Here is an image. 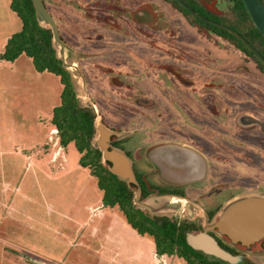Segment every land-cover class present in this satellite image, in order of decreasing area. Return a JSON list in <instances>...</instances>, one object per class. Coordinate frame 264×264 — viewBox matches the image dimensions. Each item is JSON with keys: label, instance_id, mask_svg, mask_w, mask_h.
Masks as SVG:
<instances>
[{"label": "rangeland", "instance_id": "374dc122", "mask_svg": "<svg viewBox=\"0 0 264 264\" xmlns=\"http://www.w3.org/2000/svg\"><path fill=\"white\" fill-rule=\"evenodd\" d=\"M106 1L107 3L103 6L98 4L96 13H91L85 8L77 11L74 3L65 1L68 3L67 17H65L67 21L62 19L57 22L62 38L79 54L78 58L86 80V89H84L80 78L76 83L82 104L93 108L96 112L92 104L94 103L99 110L102 122L105 125L107 123L114 126L116 129L141 125L142 128L139 129L141 133L137 130L138 135L135 136L136 140L134 139L133 155L136 160L144 158L147 144L154 141L149 136L144 137L152 122H146L138 116L141 112L128 115V113H124L125 109L114 106L115 101L126 100L127 96L120 98L116 94L117 92L114 93L109 89L113 87L109 80L103 76L104 73L98 70L100 63L112 68L114 65H121L119 69L125 75L122 79L127 80L132 86L130 89L132 92L127 93L129 96L150 94L161 104L168 100L164 99L161 92L168 93L169 99L181 101L185 110L192 109L194 112H199L201 106L198 104V98L200 93L206 89L205 85L208 84L209 87L214 88L213 93L218 96L221 92H226L221 95L232 104H228L225 100L222 101L228 105L230 113L231 111L234 113L236 109L233 107L237 106L240 108L238 111V113L241 112L240 115L246 114L249 109H252L264 119V75L258 73L253 60L247 59L250 61L247 63L244 55L233 44L220 38L218 41L215 40L217 37L207 30L192 29L162 0ZM209 1H215L213 6L216 8L213 9L217 14L227 16L228 19L232 17L226 6L218 7L217 2L219 3L220 0ZM199 2L203 6L209 7L206 0H199ZM45 3H50V1ZM137 5L139 8H142L143 5L148 8L147 11L142 8L144 13H140L143 20L151 21V23H146L148 25L146 30H138L135 23H131V25L127 22L126 25L119 23L121 22L120 18H124L125 21L133 19V11L138 7ZM47 7L53 15H56L54 11L57 9L56 6ZM149 7L156 11L157 20H155L156 17H153L155 15L149 12ZM110 16L119 22L116 24L108 22L107 17ZM150 29L155 32L153 38H151L150 34L153 32L150 33ZM133 30L136 32L135 34ZM153 39L158 42L156 43ZM165 42H168L170 46H166ZM160 47L168 50L171 47L176 48V55L181 58L198 57L195 60L198 64L193 63V67L189 71L178 70L187 74L198 73L199 76L196 79L199 81L198 84L183 85L179 81L181 78L178 79V84L171 72L169 73L157 61H149L148 58H155L159 55ZM185 52L191 55L188 56ZM219 52L228 53L230 56L219 54ZM169 56L172 54L169 53ZM207 56L214 57L215 62L210 63ZM24 58L29 60L32 69L28 70L25 66L21 70V73L23 71L24 74L23 77L20 74L17 79H14L9 75L11 67L6 65L3 69L5 73L0 76V82L2 81L0 84L7 88L11 85L22 87L18 88L21 96H19L20 93L16 95L13 91L9 95L12 98L16 95L24 100V110L27 115L26 113L22 115L20 112L22 110H19L16 120L20 124L17 126L18 128L14 125L16 131L9 128L8 125H0V142H5L6 137L14 135L17 137L22 134L36 135V127L30 123L33 115L31 116L28 112L37 113L42 118L41 126H44L45 132L50 134L49 144L43 147L50 149L48 150V153H51L49 159L55 171L53 178L67 183L70 189L52 209L46 206L40 207L39 205L43 204V201L39 197L16 200V194L11 193L12 197H9L8 201L13 200L12 204L0 210V264H187L177 256H167L166 262L165 259L161 263L160 261L156 262L152 254V251L156 249L154 238L150 235H145L142 238L131 226L129 229L124 228L123 224L126 219L121 214L122 211L119 207H115L117 210L111 207L103 209L101 205L103 192L98 187L97 178L92 175L89 168H86V171L82 169L81 174L76 172L81 158L79 151L74 144L63 148L59 142L58 132L54 133L56 129L51 123L50 106L53 103L60 104L61 91L58 89V86L62 88L60 79L48 72L39 73L32 60ZM169 63L174 68L177 65L172 60ZM20 64H24V60ZM240 64L247 68L244 77L236 73ZM51 93L53 94L51 95ZM87 95H89V99ZM1 97L2 93L0 92V100H2ZM48 99H53L51 104ZM164 106L166 105L164 104ZM223 109L225 111V107ZM162 110L157 109L152 115L155 116ZM47 115L51 116V119ZM259 117H257L258 121L264 125ZM261 142L263 139L259 138L253 147L246 148V153L250 155L255 151L263 150L264 145ZM216 143L218 145L215 144L211 147L245 151V148L233 142L221 140V138L217 139ZM62 149H66L64 155L60 153ZM262 161L263 169H258L260 172L258 176L263 181L262 190H264V157ZM212 163L218 166L212 170L214 179L216 177L221 180L228 178L232 181L238 175L246 176L245 173H249V170L240 167L219 166L220 164L215 159H212ZM49 178L54 180L52 177ZM124 186L135 195L133 189L126 182H124ZM85 188L86 191H83ZM238 189H240L238 186H230L225 189L224 194L236 192L235 190ZM133 200L134 196L129 200L132 205ZM217 201L218 199L215 203H218ZM89 205L91 208L85 210V206ZM186 205L185 202L180 201L181 208L176 212L159 213L158 215H148L141 210H135L138 211L136 212L138 216H142L155 228H159V218L162 216L186 221L185 212H183ZM26 212L33 216H39L41 221L29 222L21 219L19 222L14 221V218H20V213ZM205 223L206 226L207 222ZM131 230H134L135 237ZM261 247L253 252L237 250L241 255L249 256L251 262L253 261L252 264H261V262L264 264V256L258 254Z\"/></svg>", "mask_w": 264, "mask_h": 264}, {"label": "flooded vegetation", "instance_id": "af4514ba", "mask_svg": "<svg viewBox=\"0 0 264 264\" xmlns=\"http://www.w3.org/2000/svg\"><path fill=\"white\" fill-rule=\"evenodd\" d=\"M162 1L167 3L168 6L171 7V9L176 12V14L181 17L183 21L187 23V25H189V27H191L192 29H197V31H200V29L207 30L209 33L217 37L215 38V40L218 41L220 38L233 44L237 48V46L228 39L216 35L212 31L200 27L196 23H193V19L186 16L178 7L173 4L171 0ZM182 1L184 2V0ZM190 1L195 2L196 5L201 8V10L209 14L212 18H207L199 14L186 2L184 3L190 6L202 17L213 22L228 26L226 23H221L214 19L216 18L221 19L224 22H229V20L235 15L232 11V4L229 0H220L219 3L217 2V4L218 7L221 8H224V6H226V8L232 14V17L230 19H228L227 16H222L221 14H217L215 12V10L213 9L216 8V6H213L215 1L206 0L207 4L209 5L208 8L203 6L199 2V0ZM262 1L264 2V0ZM106 3V0H84V2H81L79 4V7L76 6V8L80 10H82V8H85L91 11V13H96L98 11V4L100 6H103ZM137 6L138 7H136V9L134 8L133 11V19L125 21L124 18H120L121 22H119L118 20H115L113 16H110L107 17L108 22H115V24L119 22L123 23L124 25H126V22L130 25L131 23H135L138 30H146V28H148V25L146 23H151V21L147 22L143 20L140 17V13H144L142 8L145 11H147L148 8L145 5H143L142 8H139V5ZM149 8V12H152L155 15L153 17H156L155 20H157L158 17L156 11L151 7ZM78 9L77 11H80ZM191 16L193 18H196L192 14ZM205 24L216 27L208 23ZM133 32L134 34L136 33L134 30ZM149 32H153L152 29H150ZM154 33L155 32L150 34L151 38L155 36ZM153 40L156 43L158 42L156 39ZM165 44L166 46H170L168 42H165ZM237 49L240 51V53H242V55H244L246 60H253L256 63L255 65L258 69V73L264 75V72L260 70L257 62L253 58L246 55L239 48ZM159 51L160 52L157 57H150L148 58V60L157 61V63L163 66L169 73L171 72L175 80L177 79L176 81L178 82V84L179 81L180 83L182 82L183 85L188 84L187 86H194L198 84L199 81H196L199 76L198 73L187 74L185 72L183 73L181 71H178H189L190 69H192L193 63L198 64L197 61H195L196 58L198 59V57H192L190 59H187V57L181 58L176 55V48L172 47L169 50L160 47ZM169 53H171L172 56H169ZM186 54L188 56L191 55L189 53ZM219 54H227L230 56V54L228 53L219 52ZM207 59L210 61V63H213L214 61V57L211 56ZM171 60L175 62V64L177 63L175 68L172 67L173 65L169 63ZM250 61L247 60V63H250ZM119 68H121V65L118 64L114 65L113 68L107 67L103 63L98 64V70L101 71V73H104L103 76L109 80V83L113 87L109 89L114 93L117 92L116 94L119 95L120 98L122 96H127L126 100L115 101L114 106L120 109H125L124 113H128V115L141 112L142 115L140 113V115L138 116H140L146 122H152V124L147 128L144 137L149 136L154 141L147 144V151L144 155V158L140 160H136L134 158L133 150L134 142L136 140L135 136L138 135L137 130L139 131V129L142 128L141 125H133L132 127L126 129H116L114 126H110L106 123V125L113 131L132 132L129 137L114 141L111 144L112 146L126 152V154L131 158L133 168L139 183L138 186L142 189L141 200L152 196L168 195L180 198L181 200H187L188 204L183 209V212H185L186 221H183L179 218L177 219V221H179V224H184L185 226L189 227L192 230V233H198L204 231V226L206 224L205 222H211L217 215L219 210L232 199L245 193H259L264 195V190H262L263 181L258 176V174L260 173L258 169H263L262 158L264 157V149L260 150L259 152L255 151L250 155L246 153V148L253 147L254 143L257 142L259 138L260 140L263 139V142L261 143H263L264 145V125L258 124L247 128L240 126L238 124V116L241 113H238V111H240V108L234 106L233 108L236 110H234V113H232V111L230 113V110L227 107L228 105L222 101L225 100V102H227L228 104H232V102H229V100L227 101L224 96L222 97L221 94H224L226 92L223 91L221 92L220 96H218L217 94L213 93L214 88L209 87L208 84L205 85L206 89L200 93L198 98V104L201 106V111L199 112H194L192 109L188 108V110H185V106L182 104V102L170 100L168 93L161 92L164 96V99H168L165 102L163 101L164 103L162 102L161 104L155 97L150 94H144L141 96H136L133 94L132 96H129L127 95V93L132 92L130 90L132 89V86L127 80L122 79L125 75ZM236 73H238L239 76L244 77L247 73V68L244 65L240 64L237 68ZM180 78L181 80L178 81V79ZM164 104L166 106H164ZM223 107H225V111ZM157 109L163 110L162 112H159V114L153 116V112ZM246 114L254 115L256 119H258L257 117H259L252 109H249ZM259 118L264 122V119H262L261 117ZM245 121L247 122L250 120ZM220 138L221 140L233 142L236 145L245 148V151H243L242 149L230 150L224 147H220L217 149L212 148L211 146H214L215 144L218 145L216 143V140ZM166 146H176L178 149L176 148V151L172 149L168 150V148H165ZM172 157L175 158V167L172 164H169L172 163ZM212 159H215V161L220 164L219 166H227L229 168L240 167L249 170V173H245L246 176L238 175V177L233 179L232 181L228 178H226V180H221L218 177H216L217 179H214L212 170L216 169V167L218 166L217 164L212 163ZM257 159H259L260 161H258ZM189 163L191 164L188 165ZM189 166L190 172L187 173L186 170L189 169L186 168ZM143 184L146 185L145 190H143ZM230 186H238L240 189L235 190L236 192L224 194V191H226L225 189L229 188ZM216 199H218V203H215ZM211 235L215 237L221 247L230 252L232 255H240V252L236 248H233L225 243L222 239L217 237L215 233H211ZM258 254L264 256V241L262 242L261 251L258 252ZM222 262L225 264H229L224 261ZM252 263L253 261L251 262L249 256H244L243 261L239 264ZM261 264H263V262H261Z\"/></svg>", "mask_w": 264, "mask_h": 264}, {"label": "trees", "instance_id": "16d2710c", "mask_svg": "<svg viewBox=\"0 0 264 264\" xmlns=\"http://www.w3.org/2000/svg\"><path fill=\"white\" fill-rule=\"evenodd\" d=\"M171 1L186 16L192 18L193 23L233 42L237 48L253 58L260 70L264 72V64L232 34L193 18L178 3ZM229 1L235 15L229 22L216 18L214 20L226 23L240 33L264 57V37L253 24L243 0ZM184 2L199 14L212 18L195 2L190 0H184ZM11 9L22 21V29L8 40L0 55V61L15 62L25 55L32 60L36 71L39 73L48 72L60 79L61 101L53 110L51 123L58 132L60 145L67 148L74 144L81 155L80 165L89 168L92 175L97 178L98 187L103 192V206L119 207L128 223L138 234L152 236L158 256H177L187 264H225L221 260L192 249L186 240L187 234L192 230L184 224H179V221L162 216L159 218V228H155L147 219L137 215L138 211L129 203L134 194L124 186L123 181L110 172L108 166L103 162L101 151L93 146L96 135V112L91 107L81 105L70 74L64 68L63 62L56 56L52 31L39 24L32 0H12ZM142 187L143 190L146 189V185L143 184Z\"/></svg>", "mask_w": 264, "mask_h": 264}, {"label": "water", "instance_id": "95a60500", "mask_svg": "<svg viewBox=\"0 0 264 264\" xmlns=\"http://www.w3.org/2000/svg\"><path fill=\"white\" fill-rule=\"evenodd\" d=\"M36 11V17L42 27L50 29L53 34V48L56 56L63 62L64 68L70 74L72 83L76 89L77 80H82V85L86 89V80L84 78L79 54L68 44L61 36L58 22L53 14L48 10L45 0H32ZM194 17L201 21L224 29L235 36L242 44H244L255 56L264 64V57L248 43L238 32L230 27L210 21L182 0H175ZM247 11L253 21L255 27L264 37V2L262 0H243ZM78 94V92H77ZM79 101L82 106V101ZM89 99V95H87ZM96 109V135L93 140V146L102 153V159L110 172L117 176L120 181L126 182L133 189L134 203L133 206L137 210H141L148 215H158L159 213L176 212L180 209V201L188 204L187 200H181L174 196H152L141 200V187L138 186V180L133 168L131 158L123 150L112 146V142L129 137L130 131H113L101 120V115L97 106L92 103ZM250 120V121H245ZM246 122V123H245ZM238 124L242 127H250L262 124L251 114H242L238 116ZM168 150H177L176 146H167ZM177 148V149H176ZM174 157V156H173ZM172 157V164L175 165V158ZM189 163L188 165H190ZM175 167V166H174ZM187 173L190 172V166L187 167ZM211 233H215L217 237L225 243L236 249H242L246 252H253L261 247L264 241V195L259 193H245L228 203H226L213 218L211 222L207 221L204 231L198 233H188L187 244L194 250L204 253L205 255L215 257L229 264H239L243 261V255H232L230 252L221 247L218 241Z\"/></svg>", "mask_w": 264, "mask_h": 264}, {"label": "crops", "instance_id": "0c3cea01", "mask_svg": "<svg viewBox=\"0 0 264 264\" xmlns=\"http://www.w3.org/2000/svg\"><path fill=\"white\" fill-rule=\"evenodd\" d=\"M48 1H50V3H46L47 6L57 7V9H54L56 15H53L57 21L62 19L67 21L65 17H67L68 3L66 2L74 3L77 7H79L81 2H84V0H45V2ZM11 2L12 0H0V55L3 53L8 40L22 29V21L11 9ZM24 57L27 56L22 55L15 62L0 61V76L5 73V70L3 69L8 65L11 67V72L9 74L11 77L17 79L20 74L23 77L24 74L23 71L21 73V70H23L25 66L28 70L32 69L30 68L29 60ZM22 60H24V64H20ZM0 83H2V81ZM18 88L22 87L11 85L7 88L0 84V92L2 93L1 98L4 101L0 100V125H8L9 128L15 131V126L17 127L20 124L16 120L19 115V110H22L20 111L22 115L23 113H26L27 115V112L24 110V100H22L21 97L16 96L17 93H20ZM58 89L62 92L61 86H58ZM12 91L16 94L14 98L9 95ZM52 94L53 93H51V95ZM19 96H21V93ZM52 101L53 99H48V102H50L49 104H51ZM56 106H58L56 103H53L50 106L51 114H53V110ZM28 113H30L31 116L33 115V119H31L30 123L32 126L34 125L36 127V135L22 134L20 137L14 135L13 137H6L7 139H5V142H0V210L12 204L13 200L8 201V198L12 197V192L16 194V200L23 198L28 199L29 197L33 198L34 196L36 198L39 197L40 200L43 201V204L39 205L40 207L46 206L47 208L52 209L53 206L61 201L65 192L70 189L68 188L67 183H63L61 180H55L53 178L55 171L54 166L51 165L49 159L51 153H48V150L50 149H47L46 147V149H44L43 147L49 144L48 139L50 140V134L45 132V129L43 128L44 126H41L42 123L40 120H42V118H40L37 113L34 114L30 111ZM47 116L51 119V116ZM40 147L43 148L41 149ZM65 150L66 149H62L60 153L64 155ZM76 169V172L79 174L83 171L82 169L86 171V168H83L79 162ZM49 177H52L54 180H51ZM83 191H86V188ZM101 205L103 206L102 199ZM90 208L91 205L87 207L85 206V210ZM105 208L107 207L103 206V209ZM121 214H123V212H121ZM19 216L20 218H14V221L19 222L20 219L29 222L41 221L39 216L30 215L29 212L20 213ZM123 216L125 217L124 214ZM126 221L124 222L125 224H123L124 228L129 229L131 225ZM133 231V234H131L135 237L136 234ZM139 236L144 238V236L140 234ZM152 254L155 257L156 262L160 261V257L156 254V249L152 251ZM166 257L167 256H165V262Z\"/></svg>", "mask_w": 264, "mask_h": 264}, {"label": "built area", "instance_id": "2783aa9c", "mask_svg": "<svg viewBox=\"0 0 264 264\" xmlns=\"http://www.w3.org/2000/svg\"><path fill=\"white\" fill-rule=\"evenodd\" d=\"M165 256H167V255L159 256V257H160V258H159V260H160V263H161L162 261H164V259H165Z\"/></svg>", "mask_w": 264, "mask_h": 264}, {"label": "bare ground", "instance_id": "6f19581e", "mask_svg": "<svg viewBox=\"0 0 264 264\" xmlns=\"http://www.w3.org/2000/svg\"><path fill=\"white\" fill-rule=\"evenodd\" d=\"M57 132V130H54V133H56Z\"/></svg>", "mask_w": 264, "mask_h": 264}]
</instances>
